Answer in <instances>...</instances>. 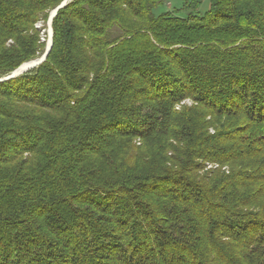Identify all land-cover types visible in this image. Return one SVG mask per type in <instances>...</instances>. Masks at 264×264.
<instances>
[{"label":"trees","instance_id":"obj_1","mask_svg":"<svg viewBox=\"0 0 264 264\" xmlns=\"http://www.w3.org/2000/svg\"><path fill=\"white\" fill-rule=\"evenodd\" d=\"M63 1L0 0V78ZM166 1L70 0L0 82V264H264V0Z\"/></svg>","mask_w":264,"mask_h":264},{"label":"rangeland","instance_id":"obj_2","mask_svg":"<svg viewBox=\"0 0 264 264\" xmlns=\"http://www.w3.org/2000/svg\"><path fill=\"white\" fill-rule=\"evenodd\" d=\"M70 0H68L69 2ZM186 1L188 0H167L165 6L161 9H157L155 11L156 14H160L162 11H164L165 9L169 10V9H177V11L180 13V15H184L186 16L187 14V9H194V6L191 4V7H188V8H185V3ZM207 5H209V0H202V3H201V6H200V9H204ZM55 10V9H54ZM52 10L51 13L54 11ZM50 13V15H51ZM49 19H50V16H49ZM49 19L44 22L43 20L38 22L37 23V27L41 29V35H42V39L43 41H45L46 43V47L48 45V37H49V30H50V27H49ZM53 23V22H52ZM53 27V26H52ZM115 35L117 33H114ZM46 47H45V50H46ZM45 52V51H44ZM44 54V53H43ZM42 54V55H43ZM33 61V60H32ZM17 70V69H16ZM192 100L191 99H188L185 101V104H188V105H191L192 104Z\"/></svg>","mask_w":264,"mask_h":264},{"label":"water","instance_id":"obj_3","mask_svg":"<svg viewBox=\"0 0 264 264\" xmlns=\"http://www.w3.org/2000/svg\"><path fill=\"white\" fill-rule=\"evenodd\" d=\"M67 2H68V0H64L50 15V19H49V27H50L49 32L50 33L49 34H50L51 42H50V45L49 44L47 45L44 54L38 59L24 63L17 70H15L12 74L4 77L5 80H9V79L14 78L16 76H19L20 74L28 71L29 69L36 67L37 65L41 64L42 62H44L46 60V58H47V56H48V54L52 48V45H53V36H54V30L52 27L53 19L57 15L58 10L63 8L64 6H66Z\"/></svg>","mask_w":264,"mask_h":264},{"label":"bare ground","instance_id":"obj_4","mask_svg":"<svg viewBox=\"0 0 264 264\" xmlns=\"http://www.w3.org/2000/svg\"><path fill=\"white\" fill-rule=\"evenodd\" d=\"M50 42H51V39H50V34H49V37H48V44L50 45ZM2 81H5V79L4 78H0V82H2Z\"/></svg>","mask_w":264,"mask_h":264}]
</instances>
